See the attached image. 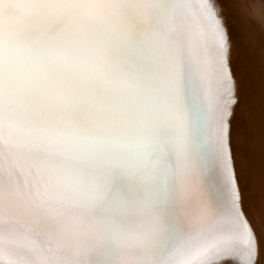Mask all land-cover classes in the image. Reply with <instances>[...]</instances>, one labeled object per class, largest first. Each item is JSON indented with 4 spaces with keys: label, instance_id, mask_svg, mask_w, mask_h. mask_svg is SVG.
Segmentation results:
<instances>
[{
    "label": "snow or ice",
    "instance_id": "1",
    "mask_svg": "<svg viewBox=\"0 0 264 264\" xmlns=\"http://www.w3.org/2000/svg\"><path fill=\"white\" fill-rule=\"evenodd\" d=\"M253 8L0 0V264H264Z\"/></svg>",
    "mask_w": 264,
    "mask_h": 264
},
{
    "label": "bare ground",
    "instance_id": "2",
    "mask_svg": "<svg viewBox=\"0 0 264 264\" xmlns=\"http://www.w3.org/2000/svg\"><path fill=\"white\" fill-rule=\"evenodd\" d=\"M250 2L254 5V8L251 11V20H248V26L252 30L253 40L250 43V47L254 53V65L257 70V74L264 72V0H250ZM189 30L191 32L192 38L195 39L199 30V22L198 19L193 15L189 18L188 21ZM250 99L252 101L253 107L256 109L257 116L261 123H264V93H261L258 88H253L250 91ZM15 175L17 179L20 181L21 191H23V176L19 170H16ZM199 204L198 198L193 196L191 200L192 211L195 212ZM30 224L26 225V229L31 228ZM29 237V240H36L37 243H40L43 238L37 237L35 233L28 231L26 233ZM52 240L53 245L56 243L55 240V231L50 233L48 237ZM186 249L178 252L173 258L174 264H180L184 255L186 253ZM69 261H75L82 259L81 256H69L67 257ZM123 258H118V261L122 262Z\"/></svg>",
    "mask_w": 264,
    "mask_h": 264
}]
</instances>
